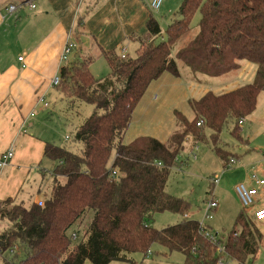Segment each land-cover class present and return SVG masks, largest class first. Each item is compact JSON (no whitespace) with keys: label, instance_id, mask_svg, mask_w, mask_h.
Wrapping results in <instances>:
<instances>
[{"label":"trees","instance_id":"1","mask_svg":"<svg viewBox=\"0 0 264 264\" xmlns=\"http://www.w3.org/2000/svg\"><path fill=\"white\" fill-rule=\"evenodd\" d=\"M197 11L199 32L172 56L174 42L189 30ZM179 13L181 17L166 29V38L159 40L162 28L150 14L147 35L138 37L135 55L104 52L110 68L104 77L96 78L90 71L91 56L61 66L60 84L68 106L83 100L95 110L74 131L80 151L46 142L45 155L55 161L49 197L27 206L11 198L0 201V223L10 222L0 231V264H83L87 257L94 264H109L127 260L131 252L146 255L155 242L170 253H183L185 264H219L223 255L249 264L248 257L257 256L263 233L259 222L243 210L222 244L223 253L205 236L201 223L185 214L163 228L152 223L157 211L184 213L189 207L166 189L186 140L211 141L224 167L232 157L240 162L238 153L221 146L223 127L233 121L231 134L248 143L239 121L254 112L264 91V0H183ZM244 59L257 65L253 82L193 99L194 117L189 120L178 112L181 127L166 141L150 135L122 141L150 83L165 71L178 75V61L194 72L219 76L238 68ZM88 211L94 214L87 239L74 245L76 231L69 230Z\"/></svg>","mask_w":264,"mask_h":264},{"label":"crops","instance_id":"2","mask_svg":"<svg viewBox=\"0 0 264 264\" xmlns=\"http://www.w3.org/2000/svg\"><path fill=\"white\" fill-rule=\"evenodd\" d=\"M18 1L0 0V155L9 148L14 150V157L0 169V201L8 198L16 200L21 192L30 187L33 192L38 191L32 201L42 203L43 198L39 193L40 170L45 171L51 163L45 155V144L48 141L57 142L53 138L54 124L48 122L51 118L49 106L39 101V95L46 94L49 88L54 87L51 80L59 74L62 65L91 56L89 68L93 73L92 55H95V50L104 53L125 46L127 54L133 56L129 54V44H135L137 49L140 44L138 37L134 38L139 33L137 27H143L150 14L143 13L142 0H39V4L35 3V9L26 7L10 13L8 5ZM123 33L127 37L133 35L130 39L128 37L120 41ZM69 40L76 43L72 49L74 55L62 60V52ZM20 56H23L22 60H19ZM184 64L178 61V75L165 71L150 83L148 98L145 101L142 99L139 109L133 112V123L128 128L132 138L125 140L126 129L123 142L128 143L141 135H152L166 141L181 127L176 108L173 114L169 111L174 108L166 111L167 102L177 99L178 103L179 99L188 96L191 103L210 90L217 94L233 90L253 82L257 71V65L245 59L240 61L238 68L219 76L194 72ZM181 70H191L186 82L179 80ZM152 90H159L162 98L154 92L153 100ZM180 92H183L182 97ZM191 111L193 116L186 117L189 120L194 117L192 107ZM148 114L157 121V126L151 132L144 127ZM244 121L241 133L244 138H248L250 145L245 150L263 148L264 91L258 95L256 109ZM244 160L246 163L256 160L258 176L264 179V150L258 154L248 153ZM240 166L245 172L238 183L245 182L250 187L258 188L249 214L254 218V211L264 206V184L258 185L251 178V170H256L255 166L248 168L243 163ZM236 185L230 190L239 205ZM258 222L263 233L261 244L264 245V219Z\"/></svg>","mask_w":264,"mask_h":264},{"label":"rangeland","instance_id":"3","mask_svg":"<svg viewBox=\"0 0 264 264\" xmlns=\"http://www.w3.org/2000/svg\"><path fill=\"white\" fill-rule=\"evenodd\" d=\"M33 1L36 4H39L41 2V0L40 2L39 0ZM182 1L183 0H164L159 10L153 11L150 6L147 5L151 2V0H142L143 13L145 15L147 13L152 14L154 17H156L162 28V35L158 38V40L161 38H166L165 31L168 28L169 24L174 19L181 17L179 13V8L181 6ZM200 19L201 13L200 11H197L191 20L189 30L174 42L172 56H174L175 51L178 48L184 46L190 39L197 35V33L199 32ZM137 30L139 32V36H146L145 23L143 24V27H140L139 25L137 27ZM132 35H128L129 39L132 37ZM138 35H135L134 38L139 37ZM128 37L127 34L123 33L120 41H122L124 38L128 39ZM119 47L116 49V51H119ZM73 52L74 51L70 53V58H72V56L74 55ZM97 52L98 51L95 50V55H92L93 75L96 78H100L106 76L109 73L110 68L103 53ZM129 54H136L135 44L133 43L129 44ZM190 74L191 70H181L179 80L186 82ZM154 92L155 91L153 90L151 92V98L153 100L155 99ZM148 93L149 92L147 88L140 101L142 99L143 101H145L148 98ZM155 93L162 98L159 90H157ZM179 94H181V97L183 96V92H180ZM42 95L45 96V101L40 102L43 103V105L45 102L49 103L48 114L51 118L48 119V122L54 124L52 126L54 141H56L57 144L68 146L76 152L80 151L81 144L74 139L75 127L80 124L86 117L90 116L94 112L95 106L83 100H76L74 104H70V106H68L67 99L64 96L62 84L49 88L47 93H42ZM139 103L137 104V106L139 105ZM140 105L138 107L136 106L135 109L138 110ZM190 106L191 103H189L188 96L185 99H179L178 103L177 99H171L169 102H167L166 111H168L170 108H174L173 110L169 111V113L172 112L173 114L176 108V113L179 112L185 117L190 118L189 116H193V113L191 111L192 106ZM146 119L147 120L144 122L145 130L151 132L152 128L157 126V121L155 119H152L150 114L147 115ZM132 123L133 122L131 121L129 126L132 125ZM129 126L127 127V131L124 135L125 140H129L130 138H132L130 137V133L128 132ZM232 127L233 121H228V123L225 124V126L223 127L221 133V146L226 150H229L230 152L232 151L238 153L239 157L241 156L239 158L240 162L230 167H224V163L219 157V155L216 153L215 147L211 141H198L196 143L191 137L186 140L184 148L181 149L178 153V164L175 165L171 170L166 189L173 196L184 199L189 204V207L187 210H185L184 213L170 210L155 212L154 218L152 220V223L155 227L163 228L167 225L175 224L185 218V214L186 216H188L189 219L199 221L208 232H210L212 235H215V237L221 242L220 246H222V244L225 243L230 230L234 226L238 214L243 210L245 216H249L252 206L244 207L241 203L239 196L237 195L239 200L238 205L237 200L235 199V196L231 192L230 188L232 190L235 188V185L239 182V178L241 177L242 173L245 172V170L240 166L242 163L248 168L251 166H255L257 174H259V169L257 167L258 162L254 160L253 163H246L244 157L248 153H261V151L264 150V147L261 149L257 148L246 151L245 149L250 146L249 143H241L239 140H237L231 134ZM209 132L210 131L208 130V135ZM66 134H68L69 136L68 139L65 138ZM244 139L248 140V138ZM195 143L198 145L197 150L195 149ZM194 153H196L197 155L196 158L193 157ZM114 156L115 153L113 152L109 164H111V162L113 161ZM48 159L51 162L50 166L45 168V171H43L42 169L40 170L41 180L39 193L43 200L49 197L53 182L52 172L55 165V161L49 157L47 158V160ZM216 175L219 177V182L213 185L210 181V178ZM210 190L212 192H209ZM37 192V190L33 192L32 188L27 187L24 192L20 193V196L15 201L23 202L27 206L34 202L32 201L33 196L37 195ZM26 194H28V196ZM212 194L218 201V207L208 212V201L211 198ZM21 196H23V199ZM93 214V211H88L79 220V222L74 224L69 230V234H73V232L76 231L78 235L75 239L73 238L74 245L87 239L90 223L93 219ZM9 225L10 222L8 220L1 222L0 231L6 229ZM149 251L150 253H147V256L144 255L142 252H131L128 253L127 260H112L109 262V264H134L135 262L137 264H183L185 261L183 253H181L180 251H173L172 253H170L167 251V248L159 242L153 243ZM164 251H166V254L164 253ZM223 257L225 258L226 255H223ZM247 261L249 264H264V245L261 244L259 252L255 258L248 257ZM226 263L237 264L236 261L231 260L227 257ZM83 264L94 263L91 261L90 258L87 257L84 260Z\"/></svg>","mask_w":264,"mask_h":264},{"label":"built area","instance_id":"4","mask_svg":"<svg viewBox=\"0 0 264 264\" xmlns=\"http://www.w3.org/2000/svg\"><path fill=\"white\" fill-rule=\"evenodd\" d=\"M163 2H164V0H152L150 7L153 11H158L161 8ZM26 7H28L29 9H35L36 4L33 0H19L18 2L10 3L7 7V10L10 13H12V12H16V11L25 9ZM75 47H76V43L74 41L69 40L66 43L64 50L62 52V60H66L68 58L69 54L71 53L72 49ZM120 53L123 56L127 55V50H126L125 46L120 48ZM22 59H23V56H20L19 60H22ZM51 84L53 86H57L60 84V75L59 74H57L56 76H54L52 78ZM38 99H39V101H45V96L41 94V95H39ZM44 105L49 106V103L45 102ZM239 123L242 125L244 123V119L243 118L240 119ZM66 139H68V136L66 137ZM195 149L197 150L198 146H195ZM13 157H14L13 148H9L7 151L3 152L0 155V169L4 168L10 162V160ZM193 157L194 158L197 157L196 153L193 154ZM236 163H238V162L236 161V159L234 157H232L230 159L228 167L235 165ZM251 172H252L250 175L251 178L254 181H256V183L258 185H263L264 179H261L258 176L256 170H254V168H253V170H251ZM210 181L212 182L213 185L217 184L219 182V177L217 175L213 176L210 178ZM236 191H237L239 198L241 200V203L244 207L251 206L255 200L256 195L258 194V188L256 186L250 187L245 182L238 183L236 185ZM217 207H218V201L212 194L211 198L208 201L207 211L209 212L211 210L216 209ZM254 218L257 221H261L264 219V206H262V207H260L254 211ZM202 228H203V231L205 233V236H207L209 239H211L213 241H216L219 244V247H218L219 252L223 253L224 252V246L223 245L220 246V243H219L218 239L215 237V235H212L210 232H208L206 230V228L203 227V225H202ZM73 237H74V239L77 237V234L75 232L73 234ZM16 248H17V246H14V248L11 249L10 252L13 254L16 251ZM0 253H1V250H0ZM218 263L219 264H227L225 262L224 258H222V257L219 259Z\"/></svg>","mask_w":264,"mask_h":264}]
</instances>
